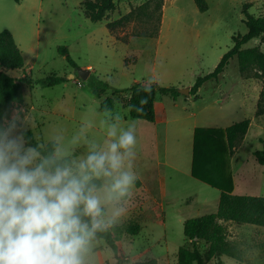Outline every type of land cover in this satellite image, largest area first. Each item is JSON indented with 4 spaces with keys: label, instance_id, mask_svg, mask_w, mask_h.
Returning <instances> with one entry per match:
<instances>
[{
    "label": "rangeland",
    "instance_id": "rangeland-1",
    "mask_svg": "<svg viewBox=\"0 0 264 264\" xmlns=\"http://www.w3.org/2000/svg\"><path fill=\"white\" fill-rule=\"evenodd\" d=\"M206 1L208 10L202 12L194 0H164L158 21L155 1L115 0V11L93 22L86 17L82 0H0V31L12 33L25 58L24 69L9 75L32 82L24 84V104L14 110L22 109V118L28 116L32 125L28 130L36 139L57 127L70 135L88 120L96 125L90 135L100 138V104L107 97H113L114 110L124 114V126L135 123L134 170L140 179L116 244L121 256L127 247L136 261L155 258L158 264H177L179 247L187 242L185 220L218 209L220 191L191 176L197 128L226 129L251 120L230 158L233 193L264 197V165L254 157L264 143V115L256 116L264 79L255 77L253 71L241 73L237 57L219 81L206 82L197 95H181L175 101L158 94L155 123L130 116L127 89L154 79L161 87L191 90L199 76L215 70L235 38L248 32L244 5L250 6V14L264 17V0ZM144 4L141 17L113 31L108 28V23ZM155 31L156 37H145ZM61 47L67 48L76 68L60 54ZM254 48L264 53V36L254 38L242 50ZM79 69H89L90 76L108 82L112 89L97 98L79 77ZM50 75L67 81L53 87L41 85L40 79ZM162 181L165 200L159 193ZM134 224L141 226L140 233L127 235L126 228ZM224 225L242 262L222 257V264H264V227Z\"/></svg>",
    "mask_w": 264,
    "mask_h": 264
},
{
    "label": "clouds",
    "instance_id": "clouds-1",
    "mask_svg": "<svg viewBox=\"0 0 264 264\" xmlns=\"http://www.w3.org/2000/svg\"><path fill=\"white\" fill-rule=\"evenodd\" d=\"M153 83L141 90L151 94ZM21 111L0 121V264H137L115 246L140 179L135 123L104 105L100 138L88 120L36 139Z\"/></svg>",
    "mask_w": 264,
    "mask_h": 264
},
{
    "label": "trees",
    "instance_id": "trees-1",
    "mask_svg": "<svg viewBox=\"0 0 264 264\" xmlns=\"http://www.w3.org/2000/svg\"><path fill=\"white\" fill-rule=\"evenodd\" d=\"M20 3L21 0H14ZM155 1L156 9L159 12L160 21L161 10L164 0ZM200 11L208 10L206 0H194ZM81 5L85 15L93 22H101L107 18L108 14L115 11V0H82ZM147 4L132 9L128 14L118 20L108 23V28L113 31L116 27H122L126 23L141 17L145 12ZM249 5H244L246 15L245 24L248 32L241 38L234 40V46L221 58L215 70L205 76H199L190 90V95H197L206 82L219 81L226 66L234 58L239 59L240 72L248 74L254 72L255 77L264 79V53L258 49L242 50V47L258 36H264V17H255L249 13ZM157 32L148 34L145 37H156ZM60 54L66 55L68 62L77 67L74 60L68 55L66 47L59 48ZM128 61V60H127ZM25 67V58L18 47L12 33L8 30L0 31V121L5 114L11 112L24 104V84L31 85V80L24 77L15 80L9 75L10 71L22 70ZM65 77L50 75L40 79V84L48 87L57 86L66 82ZM92 93L97 98H104L105 94L112 89V86L96 76H90L87 80ZM145 83H136L127 89L130 93L129 110L133 119L156 122L155 102L157 95L169 96L177 100L182 94L176 87H161L157 83L151 85V94L142 91ZM117 93L123 90L115 89ZM147 98V104L141 105L142 98ZM107 105L115 109V99L113 97L104 98L100 104V110ZM131 106V107H130ZM143 108V112H138L137 108ZM264 115V84L258 102L256 112L257 117ZM251 125V120H244L227 127L219 128H197L194 137V155L192 161L191 174L197 180L218 189L220 194L218 209L215 213L206 214L185 220L184 235L186 244L179 247L177 264H211L217 261L222 264V257H229L238 262H242L237 250L231 246L227 228L224 223L235 225H254L264 227V197L251 195H236L233 193L234 182L230 172V158L235 153L237 145L244 139ZM28 137H35L32 131H27ZM35 144V139L31 141ZM255 160L258 164L264 165V143L261 150L254 152ZM141 226L130 225L126 228V234L136 236L140 233ZM118 231V230H117ZM202 244V247H200ZM117 248V244L115 245ZM137 264H158L155 258L137 261Z\"/></svg>",
    "mask_w": 264,
    "mask_h": 264
},
{
    "label": "water",
    "instance_id": "water-1",
    "mask_svg": "<svg viewBox=\"0 0 264 264\" xmlns=\"http://www.w3.org/2000/svg\"><path fill=\"white\" fill-rule=\"evenodd\" d=\"M91 71L89 69H79L78 70V75L82 80L87 81L90 77ZM74 76V75H73ZM179 93L182 95H189L190 94V89H181L179 90Z\"/></svg>",
    "mask_w": 264,
    "mask_h": 264
},
{
    "label": "crops",
    "instance_id": "crops-1",
    "mask_svg": "<svg viewBox=\"0 0 264 264\" xmlns=\"http://www.w3.org/2000/svg\"><path fill=\"white\" fill-rule=\"evenodd\" d=\"M156 100H157V98H156ZM156 103V102H155ZM155 110H156V108H155ZM237 149V148H236ZM236 151V150H235ZM191 170H192V168H191ZM191 176H192V174H191ZM164 182L162 181V183H161V190H159V193H160V195H161V198H162V200H165L166 199V191H165V188H164ZM235 190V189H234ZM220 194H221V192H220ZM220 199V198H219Z\"/></svg>",
    "mask_w": 264,
    "mask_h": 264
}]
</instances>
